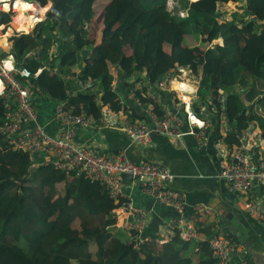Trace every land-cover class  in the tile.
Wrapping results in <instances>:
<instances>
[{
	"label": "trees",
	"instance_id": "obj_1",
	"mask_svg": "<svg viewBox=\"0 0 264 264\" xmlns=\"http://www.w3.org/2000/svg\"><path fill=\"white\" fill-rule=\"evenodd\" d=\"M192 1L183 0L185 16L180 17L178 11L166 10L167 0H108L100 21L95 7L100 0H35L46 18L30 34L10 37L9 52L32 74L41 70L32 82L45 99L95 121L102 118L103 107L122 111L133 122H148L145 110L160 118L163 107L174 111L179 101L157 84L168 73L175 77L189 69L199 78L197 97L207 111L218 108L225 96L224 141L238 146L240 136L251 129L264 134V0ZM229 4L237 9L221 20L220 10ZM10 16L0 13V26L11 23ZM97 22L102 27L94 38ZM216 40L222 46L208 47ZM197 42L207 47L201 50ZM57 44L62 74H74L82 64L78 78L92 80L91 89L74 95L53 72L49 54ZM214 75L218 79L213 83ZM131 90L140 112L123 101ZM149 91L158 103L147 96ZM192 109L211 124L195 102ZM210 114L220 126L218 113ZM3 115L0 100V124ZM122 202L111 200L97 182L67 178L50 167L31 168L28 156L0 136V264H215L207 240L195 244L175 235L164 244L147 242L136 248L130 240L135 232L114 225L113 211ZM199 219L195 217L197 232L206 239L217 234Z\"/></svg>",
	"mask_w": 264,
	"mask_h": 264
},
{
	"label": "built area",
	"instance_id": "obj_2",
	"mask_svg": "<svg viewBox=\"0 0 264 264\" xmlns=\"http://www.w3.org/2000/svg\"><path fill=\"white\" fill-rule=\"evenodd\" d=\"M240 1L242 3L243 0ZM9 2L0 0V13H10L9 9L5 11L2 8L6 5L5 3ZM26 3L29 4L27 1ZM176 8H178V2L167 0L166 10L168 12L178 11V15L184 17L180 9ZM228 14L223 13L221 20L227 18ZM37 24L36 22L29 32ZM8 25L0 26L2 28L0 36L7 35L3 31L9 29L6 28ZM18 32L11 30L12 36L10 37L19 36L20 34H15ZM27 57L28 59H37L35 55ZM7 61H10L9 67L5 65ZM53 72L63 75L56 68L53 69ZM40 73L41 70H37L32 74L23 67V62L17 63L9 52V44L3 48L0 47V100L4 108L0 136L13 150L28 156L31 168L50 167L65 173L67 178L81 177L97 182L105 188L109 198L115 203L122 200L121 207L113 211L114 225L121 231L124 228L125 231L133 230L135 232L130 240L134 242L136 248L147 242L164 244L177 235L181 240L195 244L207 240L215 264H232L233 259L240 261L239 264H247L242 259L243 250L228 232H215L217 234L211 236L210 239L202 240V234L195 228V217L200 218L204 212L201 209L192 210V216L187 215L189 207L186 196L171 187L174 175L164 166L148 161L133 163L125 152L99 154L93 149L96 144L95 140L92 141V146L77 143L75 141L77 133L91 129L95 124L93 118L86 117L81 113H69L65 110L64 103L48 99L52 104L54 122L58 128L55 133L51 134L40 126L38 104L47 99L32 82ZM78 75L74 73L63 79L68 84V91L74 95L94 86L92 80L82 82ZM180 75L185 76L188 84L191 81L192 84L199 85V78L192 74L191 70H180ZM180 75L171 77V74L168 73L166 78L157 84L158 89L172 93L170 84ZM173 94L180 106H177L174 111L163 107L164 114L161 118L153 112L145 110L148 122H133L122 111H111L106 107L102 109V118L112 129L122 133L137 147L148 145L153 135L170 139H178L185 135L196 137L199 140L205 138V132L211 124L198 118L192 109L193 97L183 89L175 91ZM129 96H134L133 90L129 92ZM147 96L154 102H159V99L150 91ZM184 96L188 98V102L184 100ZM135 102L140 106L138 100ZM224 103L225 96H221L218 100V108L212 106L210 112L218 113L220 127H224V135H226L227 122L224 117ZM184 124L187 126L185 133L181 131ZM231 130L236 132V129ZM262 135L264 134L259 132L256 133V137H253V134L248 131L240 136V145L238 146L225 142L223 137L216 140L214 145L216 155L222 163L221 178L235 197L248 196L254 188L258 190L263 204L260 205L258 202L250 200L245 202L243 207L250 216L264 222V144L255 145L257 141H261ZM245 142L246 145H243ZM126 178L138 187L140 193L154 199L155 202L167 207L177 215L171 224L161 227L154 238L143 233L149 217L147 211L136 207L132 199L123 192L122 184ZM124 220L128 221L127 226Z\"/></svg>",
	"mask_w": 264,
	"mask_h": 264
},
{
	"label": "crops",
	"instance_id": "obj_3",
	"mask_svg": "<svg viewBox=\"0 0 264 264\" xmlns=\"http://www.w3.org/2000/svg\"><path fill=\"white\" fill-rule=\"evenodd\" d=\"M6 45L3 41L2 46L5 47ZM166 52L168 53V51ZM125 54L131 55L128 49L125 50ZM81 66L83 65H77L76 74H79ZM113 73L116 76L114 70ZM217 79V75H214L213 83ZM189 84L192 88L186 85L183 90L189 89L186 93L193 97V103L197 98L199 86L192 84L191 81ZM94 92L99 93L98 88ZM123 101L130 108L133 107L140 112L141 108L139 110V106L136 102L131 101V97L124 95ZM38 107L39 125L48 133H55L58 126L54 122L51 102L43 100L38 104ZM143 113L145 115V111ZM200 114L204 115L201 111ZM210 116L213 115L210 114ZM210 116H207V119H211L213 126L206 130L205 138L202 140L190 135L178 139L153 135L148 145L137 147L101 118L99 121H95L91 129L78 132L75 141L82 145L92 146V141L95 140L96 144L93 149L99 154L125 152L128 159L133 163L148 161L164 166L174 175L171 187L186 196L189 207L187 209L188 216H192V210L201 209L204 214L200 216L199 220L202 222L203 228H208V230L217 233L220 231L228 232L243 250L242 259L245 263L264 264V222L250 216L243 207L244 203L250 200L262 205L263 199H260L256 188L252 189L248 196L237 198L222 180V163L216 155L214 142L218 140L217 137L220 135L223 138L226 135H224V127L215 125V118ZM181 131L184 133L187 131L185 124ZM249 132L253 134V137L259 133L253 129ZM243 145H246V142ZM255 145L263 144L257 141ZM122 186L123 192L132 199L134 205L148 213L149 217L145 223L144 235L156 237L161 227L171 224L177 218L173 211L140 193L138 187L130 179H124ZM207 211L209 213H206ZM125 223L127 226L128 221ZM122 230L125 231L124 228ZM202 237V240L206 239V235L202 234ZM239 263L240 261L232 260V264Z\"/></svg>",
	"mask_w": 264,
	"mask_h": 264
},
{
	"label": "rangeland",
	"instance_id": "obj_4",
	"mask_svg": "<svg viewBox=\"0 0 264 264\" xmlns=\"http://www.w3.org/2000/svg\"><path fill=\"white\" fill-rule=\"evenodd\" d=\"M10 2L9 3H7V4H10V5H8V9L10 10L9 12H10V14H11V23H10V25H8L6 28H9L7 31L6 30H4L3 31V33H5V34H7V35H5V40H1V37H0V40L1 41H4L5 42V44H6V37H7V44H8V38L10 37V36H12V34H11V30H13V28H11V25H12V27H13V18H14V16L16 15V13L14 12V10H12L11 8H10V6L14 3V2H16L15 0H9ZM24 3H26V1L25 0H22ZM108 0H100V2H99V4H98V6H96V8H98L100 11H101V14H100V16L98 15L97 17L99 18V20L101 21V18H102V15H103V9H104V7H103V5L107 2ZM176 2H178V8H176V9H180V11H181V13L182 14H184V16H185V13H184V11L181 9V4L183 3V0H175ZM188 1H190V2H193L192 0H188ZM27 4V3H26ZM49 4V6L51 7V5H50V3H48ZM29 5H31L30 3H29ZM34 6H36L38 9L39 8H42V7H39V5H35V4H33ZM33 5H31V6H33ZM241 5V4H240ZM3 6V5H2ZM33 6V7H34ZM101 6V7H100ZM4 7V6H3ZM2 7V8H3ZM50 7H49V9H50ZM103 7V8H102ZM48 9V10H49ZM237 9V7H236V5H233V4H229V5H227L225 8H221V10H220V12L223 14V13H231L232 11H234V10H236ZM45 18H46V15H45V17L41 20V21H38L37 23H40V22H42V21H44L45 20ZM29 27V26H28ZM35 27H36V25H35ZM34 27V28H35ZM101 23H99V22H97L96 23V25H94L93 27H92V30H93V37L95 38V37H99V34H100V29H101ZM169 28H170V26H168ZM0 30H2V28H0ZM27 30V27L25 28V29H23L22 31H19L18 33H15V34H30L33 30H31L30 32L28 31V32H25ZM10 32V33H9ZM187 41L188 42H192V40H191V38H187ZM221 40H216L215 42H212V44H210L211 46L210 47H216V45L217 44H219L218 46H220V44H222V41L220 42ZM197 45H198V47H199V49H201V50H204L207 46L206 45H203L201 42H197ZM222 46V45H221ZM199 52H200V50H199ZM60 54V49H59V46H58V44L54 47V49L52 50V52L49 54V60L51 61V62H53V65H54V68H56V69H59V65H58V55ZM47 67H49V65H47ZM72 73V72H71ZM70 72H68L67 74H63V75H60L63 79L65 78V77H67V76H70V74H71ZM76 73V72H75ZM62 79V80H63ZM173 82H177V83H179L180 85H183L184 83H186V80H185V76L184 75H180V77H178L177 79H175V80H173L172 82H171V84H170V89L172 90V93H175V91H179V89H174V87H173ZM186 86V84H184V86H183V88ZM194 89V88H193ZM191 90V89H190ZM181 91H182V89H181ZM182 95V94H181ZM185 98H187L186 96H184ZM195 103H196V106L199 108V111H201V113H203L204 115L206 114V113H208L206 116H210V111L208 110L207 111V109H206V104L205 103H203V101H201L198 97L195 99V101H194ZM178 106H180V104L178 105ZM214 118V117H213ZM259 142H261L262 144H264V140H261V141H259ZM73 264H76L74 261H73Z\"/></svg>",
	"mask_w": 264,
	"mask_h": 264
},
{
	"label": "bare ground",
	"instance_id": "obj_5",
	"mask_svg": "<svg viewBox=\"0 0 264 264\" xmlns=\"http://www.w3.org/2000/svg\"><path fill=\"white\" fill-rule=\"evenodd\" d=\"M7 2V1H9V0H3V2ZM16 2H14L11 6H10V8L12 9V10H14V12L16 13V15L14 16V18H13V27H12V25H11V28H13V30H16V31H22L23 29H25L26 27H27V30L25 31V32H28L29 31V29L36 23V22H38V21H41L42 20V18H41V16H40V13H39V9L36 7V6H34L33 4H31V5H33V6H31V5H29V4H26V3H24L22 0H15ZM6 5H4V7H3V9L5 10V11H8V5H7V3H5ZM29 26V27H28ZM10 33V32H9ZM1 37V40L3 39V40H5L4 38H5V35L4 36H0ZM0 40V47H3L2 46V42L3 41H1ZM6 40H7V38H6ZM6 44H7V41H6ZM5 65L7 66V67H9L10 66V61H7L6 63H5ZM175 83V85L176 86H174L173 85V87H174V89H179V90H181V88H180V86H182V85H180L179 83H177V82H173V84ZM189 89H187L186 91H188ZM184 100L186 101V102H188V98H185L184 97Z\"/></svg>",
	"mask_w": 264,
	"mask_h": 264
},
{
	"label": "water",
	"instance_id": "obj_6",
	"mask_svg": "<svg viewBox=\"0 0 264 264\" xmlns=\"http://www.w3.org/2000/svg\"><path fill=\"white\" fill-rule=\"evenodd\" d=\"M28 3H31V4H36V2H35V0H26ZM51 8V7H50ZM50 10V9H49ZM48 10V11H49ZM221 83H222V81L221 80H219V82H218V86H220L221 85ZM262 138H264V135H262Z\"/></svg>",
	"mask_w": 264,
	"mask_h": 264
},
{
	"label": "clouds",
	"instance_id": "obj_7",
	"mask_svg": "<svg viewBox=\"0 0 264 264\" xmlns=\"http://www.w3.org/2000/svg\"><path fill=\"white\" fill-rule=\"evenodd\" d=\"M199 86V85H198Z\"/></svg>",
	"mask_w": 264,
	"mask_h": 264
}]
</instances>
